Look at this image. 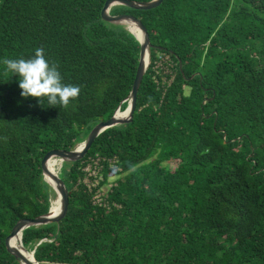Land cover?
<instances>
[{"label": "trees", "instance_id": "16d2710c", "mask_svg": "<svg viewBox=\"0 0 264 264\" xmlns=\"http://www.w3.org/2000/svg\"><path fill=\"white\" fill-rule=\"evenodd\" d=\"M104 2L0 0V60L43 47L81 89L67 108L39 105L0 63V264H20L6 237L55 196L44 155L127 105L140 44L101 18ZM110 13L139 18L152 44L132 120L62 163L66 215L23 229L24 247L40 264H264V0Z\"/></svg>", "mask_w": 264, "mask_h": 264}, {"label": "water", "instance_id": "95a60500", "mask_svg": "<svg viewBox=\"0 0 264 264\" xmlns=\"http://www.w3.org/2000/svg\"><path fill=\"white\" fill-rule=\"evenodd\" d=\"M162 2L163 0H148V1L105 0V2L103 3L101 9V18L104 21L110 23L125 25L126 28L135 36V38L138 40L140 44L139 61H138L135 77L131 86V90L128 96L121 101V103L127 102V105L124 109H121L119 105L110 118L106 120L98 121L91 128L86 139L81 143H79L78 145H76L75 148L70 150L52 149L44 155L41 161L43 177L53 188L56 197L59 198L60 210L57 213L52 214L51 213L52 208L50 206L48 211L44 214H40L32 218H21L15 223L11 232L5 239V245L8 252L11 253L15 257V259H17L20 262V264H40L34 257V249L28 251V249L24 247L22 243L23 229L33 225L38 226L42 224L58 222L66 215L68 209V191L66 185L64 181L60 178L58 173L54 174L49 169L47 165L48 160L50 158L59 159L61 161L60 164V168H61L62 163L64 161H75L81 159L88 151V149L91 147L95 138L101 132H103L105 129L109 127L127 123L132 120L136 106L137 91L141 84L144 73L147 70L149 63L151 61L152 44L150 42L147 29L139 18L126 13L111 14L110 13L111 8L115 5H123L132 9H152L160 5ZM129 25L136 27L140 31L141 38H139L134 33V31L131 30ZM124 112H127L126 115L119 117V113H124ZM46 174L50 176V178L54 181V183L50 182L46 178ZM18 234H21L19 235V244L21 248H19L18 246L12 243V238ZM23 251L29 252L30 256L26 255Z\"/></svg>", "mask_w": 264, "mask_h": 264}, {"label": "clouds", "instance_id": "9594fccd", "mask_svg": "<svg viewBox=\"0 0 264 264\" xmlns=\"http://www.w3.org/2000/svg\"><path fill=\"white\" fill-rule=\"evenodd\" d=\"M0 63L18 78L20 96L35 98L39 105L46 99L50 107L67 108L80 94V86L63 82L58 64L46 59L43 47H37L31 57L4 58Z\"/></svg>", "mask_w": 264, "mask_h": 264}, {"label": "bare ground", "instance_id": "6f19581e", "mask_svg": "<svg viewBox=\"0 0 264 264\" xmlns=\"http://www.w3.org/2000/svg\"><path fill=\"white\" fill-rule=\"evenodd\" d=\"M127 26H128V25H127ZM129 27L131 28V30L134 31V33H135L139 38H141V33H140V31H139L136 27H134V26H132V25H129ZM126 113H127V112L119 113V117L125 116ZM60 164H61V161H60L59 159H55V158H50V159L48 160V162H47V165H48L49 169H50V170L52 171V173H54V174L58 173V167L60 166ZM46 178H47L50 182H53V183H54V181L50 178L49 175L46 174ZM51 200H52V199H51ZM50 202H51V201H50ZM51 208H52V209H51V213H52V214H55V213H57V212L60 210V200H59L58 197H55V199H53V201H52V207H51ZM19 235H21V234H18V235L14 236V237L12 238V243H13L14 245L18 246L19 248H21V247H20V244H19ZM28 251H29V250H28ZM23 252H24V251H23ZM24 253H25L26 255L30 256V253H29V252H24Z\"/></svg>", "mask_w": 264, "mask_h": 264}, {"label": "rangeland", "instance_id": "374dc122", "mask_svg": "<svg viewBox=\"0 0 264 264\" xmlns=\"http://www.w3.org/2000/svg\"><path fill=\"white\" fill-rule=\"evenodd\" d=\"M167 57H164V59H166ZM164 164L168 167V168H170V169H175L176 167H177V165H178V162H176V161H166V162H164ZM89 168H90V166L89 165H87L84 169L87 171V170H89ZM60 170V166L58 167V171ZM96 171H97V168L96 169H92V170H90V175H92V176H94L95 174H96ZM112 177V176H111ZM113 178H111V180H112ZM84 181L86 182V183H96V181H94V182H92L91 180H90V178L87 176V177H85L84 178ZM110 184V183H109ZM92 185V184H91ZM109 186V185H108ZM51 199L52 200H50L51 202H50V206L52 207V201H53V199H55V197H56V195L54 196V193L52 194L51 193ZM49 206V207H50Z\"/></svg>", "mask_w": 264, "mask_h": 264}]
</instances>
